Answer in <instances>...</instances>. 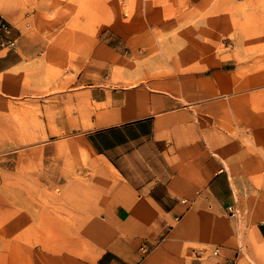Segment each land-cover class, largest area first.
<instances>
[{
    "label": "crops",
    "instance_id": "crops-1",
    "mask_svg": "<svg viewBox=\"0 0 264 264\" xmlns=\"http://www.w3.org/2000/svg\"><path fill=\"white\" fill-rule=\"evenodd\" d=\"M45 1L0 0V18L17 41V56L0 50V113L7 97L28 95L25 87L4 88L7 69L20 52L50 44L30 40L45 29ZM48 1L47 8L60 3ZM67 94L65 116L51 132L58 133L54 147L68 145L69 153L46 155L38 142L37 154L21 161L27 171L0 184V264H264V188L245 182L264 166V133L253 141L243 128L222 124L192 79L150 81L109 100L94 92L101 106L85 134L92 176L82 186L72 175L76 93ZM2 134L10 144V123Z\"/></svg>",
    "mask_w": 264,
    "mask_h": 264
},
{
    "label": "rangeland",
    "instance_id": "rangeland-1",
    "mask_svg": "<svg viewBox=\"0 0 264 264\" xmlns=\"http://www.w3.org/2000/svg\"><path fill=\"white\" fill-rule=\"evenodd\" d=\"M59 2L47 8L50 2L45 1L39 22L45 29L30 36L33 42L50 44L20 52V61L7 69L12 78L4 88L19 93L25 87L28 95L7 97L8 108L0 113V184L8 173L27 171L21 161L37 154L38 142L46 143V155L69 153L68 145L54 147L58 133L51 132L54 120L65 116L68 92L76 93L77 102V126L71 132L77 143L72 174L77 185L89 184L92 176L85 134L101 106L93 101L94 92L109 100L150 81L192 79L199 101L214 102L222 124L243 128L253 141L264 133V0ZM49 27L70 33L48 32ZM1 49H6L1 51L6 58L8 53L17 56V41L13 48ZM4 123L11 124L10 144L3 142ZM44 131L50 134L43 136ZM251 173L247 187L264 188V166ZM49 180L51 172L46 184Z\"/></svg>",
    "mask_w": 264,
    "mask_h": 264
},
{
    "label": "built area",
    "instance_id": "built-area-1",
    "mask_svg": "<svg viewBox=\"0 0 264 264\" xmlns=\"http://www.w3.org/2000/svg\"><path fill=\"white\" fill-rule=\"evenodd\" d=\"M10 27L6 21H4L2 18H0V33L3 35V38L0 40L1 46H7L8 48H13L15 46L16 40L14 38L9 37ZM229 209L231 210V207L229 206ZM146 246L141 247V251L143 253L147 252ZM214 252H217V249L214 250Z\"/></svg>",
    "mask_w": 264,
    "mask_h": 264
}]
</instances>
